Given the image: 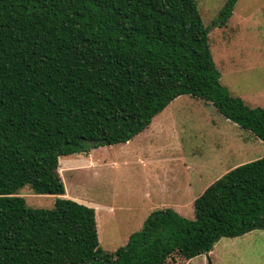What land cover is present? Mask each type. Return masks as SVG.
Segmentation results:
<instances>
[{
	"label": "trees",
	"instance_id": "obj_1",
	"mask_svg": "<svg viewBox=\"0 0 264 264\" xmlns=\"http://www.w3.org/2000/svg\"><path fill=\"white\" fill-rule=\"evenodd\" d=\"M236 2L206 26L196 0H0V264H165L264 230V156L210 183L193 219L156 209L111 252L57 170L60 157L128 142L181 95L264 141V109L229 93L210 50ZM26 185L53 206L27 205Z\"/></svg>",
	"mask_w": 264,
	"mask_h": 264
},
{
	"label": "rangeland",
	"instance_id": "obj_2",
	"mask_svg": "<svg viewBox=\"0 0 264 264\" xmlns=\"http://www.w3.org/2000/svg\"><path fill=\"white\" fill-rule=\"evenodd\" d=\"M225 1L196 0L204 25L216 19ZM209 44L221 84L264 109V0H237L225 26L210 31ZM263 156L264 141L211 103L181 95L128 143L60 157L57 170L62 197L94 208L99 244L111 252L156 209L182 202L179 214L193 219V200L210 183ZM189 178L195 181L190 187ZM18 194L32 207H52L56 198L27 185ZM165 264H264V230L221 237L208 255H173Z\"/></svg>",
	"mask_w": 264,
	"mask_h": 264
},
{
	"label": "crops",
	"instance_id": "obj_3",
	"mask_svg": "<svg viewBox=\"0 0 264 264\" xmlns=\"http://www.w3.org/2000/svg\"><path fill=\"white\" fill-rule=\"evenodd\" d=\"M130 141V140H129ZM128 141V142H129ZM128 142H126V143H128ZM189 182H188V187H190V185H192V182H193V184H194V179L192 180L191 178H189V180H188ZM200 195V194H199ZM196 198V197H195ZM194 198V199H195ZM194 201V200H193ZM180 206V207H179ZM182 206V207H181ZM167 207H169V208H172L173 210H175L176 212H182V210L181 211H179L178 209H182L184 206L182 205V202H176V203H174V204H172V205H167ZM161 208H166V207H161ZM95 214H96V212H95ZM208 254H209V252H208Z\"/></svg>",
	"mask_w": 264,
	"mask_h": 264
},
{
	"label": "water",
	"instance_id": "obj_4",
	"mask_svg": "<svg viewBox=\"0 0 264 264\" xmlns=\"http://www.w3.org/2000/svg\"><path fill=\"white\" fill-rule=\"evenodd\" d=\"M206 254L208 255V252Z\"/></svg>",
	"mask_w": 264,
	"mask_h": 264
}]
</instances>
